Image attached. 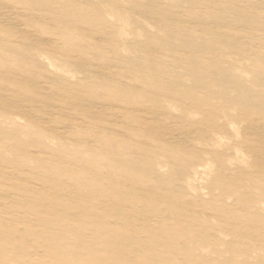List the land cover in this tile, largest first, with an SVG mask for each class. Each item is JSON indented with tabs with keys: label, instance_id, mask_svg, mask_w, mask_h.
Instances as JSON below:
<instances>
[{
	"label": "rangeland",
	"instance_id": "1",
	"mask_svg": "<svg viewBox=\"0 0 264 264\" xmlns=\"http://www.w3.org/2000/svg\"><path fill=\"white\" fill-rule=\"evenodd\" d=\"M0 264H264V0H0Z\"/></svg>",
	"mask_w": 264,
	"mask_h": 264
}]
</instances>
